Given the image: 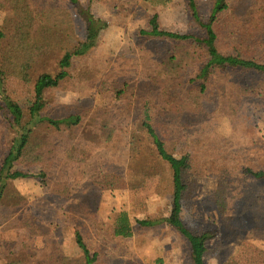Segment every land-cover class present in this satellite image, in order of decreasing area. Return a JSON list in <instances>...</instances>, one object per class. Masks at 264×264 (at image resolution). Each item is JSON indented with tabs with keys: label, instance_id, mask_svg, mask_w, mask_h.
I'll list each match as a JSON object with an SVG mask.
<instances>
[{
	"label": "rangeland",
	"instance_id": "374dc122",
	"mask_svg": "<svg viewBox=\"0 0 264 264\" xmlns=\"http://www.w3.org/2000/svg\"><path fill=\"white\" fill-rule=\"evenodd\" d=\"M29 1L35 9L45 6L67 9L72 15L76 32L83 35L84 21L74 1ZM258 1L245 0L241 10L249 13ZM78 2L89 7L97 17L105 19L107 27L100 32L93 48L73 58L68 67L71 79L46 89L40 113L62 118L72 112H80L85 119L82 127L72 132L74 136L67 128L41 129L48 147L54 149L56 160L47 170L45 183L40 175L41 164L25 160L14 163V169L30 175L6 182L5 197L0 201V263L9 261L14 255L34 263L31 260L34 257L29 256L32 251L45 264H53L64 255L78 258L82 255L75 241V230L78 228L91 251H99L98 264H191L189 244L176 229L167 223L150 227L137 223V219H158L168 215L172 202L169 169L136 188L100 190L92 182L93 175L105 172L129 177V139L135 117L139 120V115L136 116L134 110L128 113L125 101H117L112 92H98V83L129 80L138 85L146 81L144 58L137 59L145 40L140 30L148 26L150 15L158 12L162 28L173 32L196 31L186 2L169 0L157 5L144 0ZM200 6L203 14L207 15L211 1H200ZM5 24L6 13L0 9V26ZM61 54L57 52L38 63L31 71L28 82L8 76L0 84L2 95L22 109L21 119L15 123V128L11 126L14 116L7 108L0 110V165L16 130L31 120L35 79L43 72H58ZM220 92L215 85L210 88L204 100L205 110L199 117L175 120L172 115L164 116L160 127L167 148L176 155L194 152L196 140H199L207 142L209 151L225 156L230 163L264 168V105L254 100H243L242 109L237 113L230 112L228 106L221 102ZM1 93L0 104L4 105ZM109 105L112 110L107 115L99 113L102 111L100 108L106 107L103 109L107 110ZM96 119L107 123L104 137L97 140L95 136H87L93 130ZM86 137L85 146L78 152L83 160L66 162L68 156L65 149L73 148L75 142ZM58 180L69 182L73 191L71 199L51 192ZM248 181L260 190L264 187V181L252 178ZM216 186V179L200 177L192 195L182 202V219L188 226L216 232L207 242V263L264 264V230L256 228L253 221H248L247 212L243 215L246 220L239 225H235L232 219L228 220L227 215L231 218L240 212L242 203L232 201L227 210L221 212L214 200ZM121 211L128 213L133 226V234L129 237L114 234ZM29 218H32L37 231L35 234L27 227Z\"/></svg>",
	"mask_w": 264,
	"mask_h": 264
},
{
	"label": "trees",
	"instance_id": "16d2710c",
	"mask_svg": "<svg viewBox=\"0 0 264 264\" xmlns=\"http://www.w3.org/2000/svg\"><path fill=\"white\" fill-rule=\"evenodd\" d=\"M72 1L84 21L83 35L76 32L72 15L65 8L45 6L35 9L29 0H0V9L6 13V24L0 26V84L8 76L28 82L31 71L38 63L57 52L62 53L57 64L58 72H43L35 79L31 120L16 130L0 165V201L5 197L7 181L30 175L14 169L16 161L41 164L40 175L45 183L47 170L56 160L54 149L48 147L42 135V128H67L74 136L72 132L83 125L85 116L80 112H72L62 118L40 113L46 89L71 79L68 67L73 58L93 48L100 32L107 27V21L93 14L89 7L82 6L78 0ZM144 1L157 5L169 0ZM200 1L204 0H185L196 31L166 30L162 28L158 12L150 15L148 26L140 30L145 40L137 57L144 58L146 81L138 85L129 80L98 83V92H112L117 101H125L128 113L134 110L136 116L139 115V120L135 117L129 139V177L112 172L92 177L93 184L100 190L136 188L169 169L172 202L168 215L158 219H137V223L144 227L167 223L176 229L189 244L191 264H208L205 258L207 242L216 235L208 228L195 230L182 219V202L192 195L200 177L216 179L214 200L221 212H225L232 201L242 203L240 212L231 218L227 215L228 220L232 219L235 225H239L246 220L243 215L247 212L248 221H253L256 228L264 230V187L260 190L251 184L253 182H246L248 178L263 182L264 168L230 163L225 156L209 151L207 142L199 140H196L194 152L176 155L167 148L160 127L164 116L172 115L175 120L199 117L205 110L207 93L214 85L220 89L221 102L228 106L230 112L237 113L242 109L243 100H254L264 105V0L251 7L250 14L245 9L241 10L245 0H210L211 9L207 15L201 11ZM1 97L4 105L0 104V110L7 108L14 116L16 122L10 118L11 126L15 128V123L21 119L22 109L2 93ZM103 108L97 112L107 115L112 110L110 105L107 110ZM106 125L96 119L93 130L87 136H95L96 140L104 137ZM88 137L79 139L73 148L65 149L68 156L66 162L83 160L78 152L83 149ZM51 192L65 199H71L73 195L69 182L65 180H58ZM27 227L31 233H37L32 218L27 219ZM114 234L124 237L133 234L126 211L119 213ZM75 241L81 249V256L64 255L52 263L98 264L99 251H91L78 228L75 230ZM29 256L34 257L31 259L34 263L14 255L0 264H45L34 251Z\"/></svg>",
	"mask_w": 264,
	"mask_h": 264
}]
</instances>
